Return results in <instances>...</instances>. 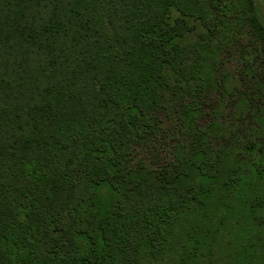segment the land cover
Segmentation results:
<instances>
[{
    "label": "trees",
    "instance_id": "trees-1",
    "mask_svg": "<svg viewBox=\"0 0 264 264\" xmlns=\"http://www.w3.org/2000/svg\"><path fill=\"white\" fill-rule=\"evenodd\" d=\"M237 12L253 0H0V264H264V143L244 173L196 122ZM165 136L167 162L136 157Z\"/></svg>",
    "mask_w": 264,
    "mask_h": 264
},
{
    "label": "rangeland",
    "instance_id": "rangeland-1",
    "mask_svg": "<svg viewBox=\"0 0 264 264\" xmlns=\"http://www.w3.org/2000/svg\"><path fill=\"white\" fill-rule=\"evenodd\" d=\"M253 3V23L240 12L225 20L227 25L224 27L236 30L235 37L228 41L222 39L221 47L215 52L211 71L216 78V87L207 89L201 104L202 113L196 120L201 127L216 123L218 130L209 137V141L213 147L234 151L243 162L244 173L250 170V163L258 159V148L264 143V125L259 123L264 119V115H260V110L264 109V48H261V43H264L261 37L264 35V0H253ZM210 15H213V10ZM256 30H261L262 34ZM216 37L217 34L211 36ZM219 91L224 94L220 95ZM219 98L223 102L220 103ZM163 114L159 113L161 125L172 134L175 131L174 119L164 118ZM260 125L261 131L256 133L255 129ZM178 136L182 139L181 135ZM174 142L165 136L161 141L162 149L157 147L151 151L143 147L136 157L150 166L159 167L171 158Z\"/></svg>",
    "mask_w": 264,
    "mask_h": 264
}]
</instances>
